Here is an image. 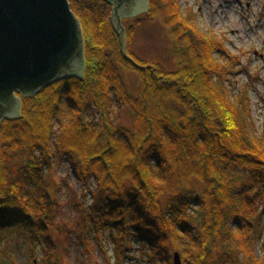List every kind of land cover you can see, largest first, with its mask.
<instances>
[{
  "label": "trees",
  "instance_id": "obj_1",
  "mask_svg": "<svg viewBox=\"0 0 264 264\" xmlns=\"http://www.w3.org/2000/svg\"><path fill=\"white\" fill-rule=\"evenodd\" d=\"M69 1L83 30L84 78L17 92L20 117L0 124V264H15L4 248L10 235L31 252L41 245L42 264H59L52 235L62 187L49 177L64 160L84 188L96 184L84 235L140 244L159 264H175L176 253L182 264H264V124L258 133L248 95L228 85L239 58L184 18L178 0H148L147 14L124 22L134 65L107 1ZM151 20L168 31L175 71L132 54ZM122 68L138 75V94ZM122 108L131 128L117 118Z\"/></svg>",
  "mask_w": 264,
  "mask_h": 264
},
{
  "label": "rangeland",
  "instance_id": "obj_2",
  "mask_svg": "<svg viewBox=\"0 0 264 264\" xmlns=\"http://www.w3.org/2000/svg\"><path fill=\"white\" fill-rule=\"evenodd\" d=\"M178 1L184 18H193L196 29L202 33L218 36L226 49L239 58L228 85H231L232 95H248L259 133L264 124V0ZM127 20L130 24V19ZM132 43L131 51L137 60L159 64L165 71L178 69L168 31L157 20L141 24ZM121 72L130 92L138 94L140 80L136 72L124 68ZM116 115L121 124L131 128L129 110L122 108ZM53 172L49 178L62 187L57 231L52 235L54 244L59 247V264H159L140 244H123L110 237L108 232L84 235L81 215L83 208L93 202L91 193L96 184H90L91 191L84 188L73 175L68 160L57 161ZM5 244L4 248L7 247V254L15 264H42L45 254L41 245L31 252L24 238L17 239L12 235ZM261 244L263 246L264 236ZM262 246L257 250L258 255Z\"/></svg>",
  "mask_w": 264,
  "mask_h": 264
},
{
  "label": "water",
  "instance_id": "obj_3",
  "mask_svg": "<svg viewBox=\"0 0 264 264\" xmlns=\"http://www.w3.org/2000/svg\"><path fill=\"white\" fill-rule=\"evenodd\" d=\"M111 22L127 52L124 18L149 11L148 0H113ZM84 37L69 0H0V124L20 117L25 97L57 81L84 78ZM175 264H182L180 253Z\"/></svg>",
  "mask_w": 264,
  "mask_h": 264
},
{
  "label": "flooded vegetation",
  "instance_id": "obj_4",
  "mask_svg": "<svg viewBox=\"0 0 264 264\" xmlns=\"http://www.w3.org/2000/svg\"><path fill=\"white\" fill-rule=\"evenodd\" d=\"M105 1H107L110 5H111V9H112V11H113V9H114V1L113 0H105ZM111 11V12H112ZM144 14H147V12L146 13H144ZM143 14V15H144ZM139 16H137V17H128V18H124L123 20H122V23L124 24V22L125 21H127V19H134V18H138ZM125 26V25H124Z\"/></svg>",
  "mask_w": 264,
  "mask_h": 264
}]
</instances>
